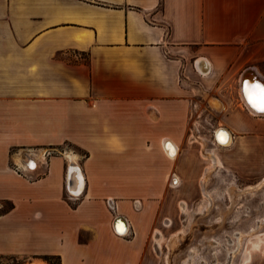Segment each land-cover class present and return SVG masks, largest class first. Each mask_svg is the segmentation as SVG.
Returning <instances> with one entry per match:
<instances>
[{
  "label": "crops",
  "instance_id": "1",
  "mask_svg": "<svg viewBox=\"0 0 264 264\" xmlns=\"http://www.w3.org/2000/svg\"><path fill=\"white\" fill-rule=\"evenodd\" d=\"M243 76L264 85V0H0V256L158 264L157 230L198 208L205 177H264L262 98L246 106ZM67 146L84 153L77 199ZM33 151L54 153L19 174Z\"/></svg>",
  "mask_w": 264,
  "mask_h": 264
},
{
  "label": "rangeland",
  "instance_id": "2",
  "mask_svg": "<svg viewBox=\"0 0 264 264\" xmlns=\"http://www.w3.org/2000/svg\"><path fill=\"white\" fill-rule=\"evenodd\" d=\"M67 147L64 149L84 157L80 150ZM209 154L212 157V153ZM262 158L264 160V151ZM213 168L211 165L205 173L211 175ZM203 180L206 184L203 187L201 183L203 198L198 208L191 213L183 209L184 214L177 216L170 226L157 230L154 242L158 264H264V184L260 185L264 177L255 182L234 181L232 176L221 171ZM250 188L256 191L250 194ZM229 192L236 197L234 203L229 199ZM204 205H210L205 214L193 215ZM7 208L6 203H0V212ZM236 233L241 234V244L230 257L228 254L236 247ZM0 264L12 262L0 256Z\"/></svg>",
  "mask_w": 264,
  "mask_h": 264
},
{
  "label": "built area",
  "instance_id": "3",
  "mask_svg": "<svg viewBox=\"0 0 264 264\" xmlns=\"http://www.w3.org/2000/svg\"><path fill=\"white\" fill-rule=\"evenodd\" d=\"M193 67H194V70L195 72L203 77L207 74V72H203L200 68H199V64L196 61L193 62ZM241 92H242V88L243 89H246V90H252L253 88L256 87L257 84H254L251 80H247L244 76L241 78ZM259 85L261 86H264L262 85L261 83H258ZM247 106V105H246ZM248 107V106H247ZM222 133V132H225L224 129H218L214 132V138H213V143L212 145L214 146H225L223 144H221L218 139H217V133ZM169 142H166V145L168 144ZM29 154L24 158V162L22 163L21 166H16L15 170L19 173V174H25L27 172H33L37 169L38 165H45L46 162H45V159L50 157L51 156V152H44V154L42 155L44 157V162H40L39 161L37 162V160L34 159V156H31L32 154L34 155V151L33 152H28ZM32 160H34L36 162V166L34 168L31 167V163H32ZM42 163V164H41ZM65 175H64V188H65V192L67 193L68 197L71 198V199H77L79 198L82 193L84 192V189H85V184L83 186V190L79 193H75L74 191H72V188L73 187V183H74V179L75 178H78V172L75 171V163L74 162H71L67 159V157L65 156ZM76 172V173H75ZM79 182V181H78ZM80 183V182H79ZM79 185L80 184H77L76 185V188L78 189L79 188ZM106 204H107V207L109 208V210L111 212H115V209H116V204L114 202V200L112 199H108L106 201ZM123 219V218H116L115 221H114V227H115V230L118 231V229H121L122 227H124V229H126L125 233H122V234H119L117 231L116 233L119 234V235H125L127 234L128 232V228H127V223L125 220H123L124 222H120V220Z\"/></svg>",
  "mask_w": 264,
  "mask_h": 264
},
{
  "label": "bare ground",
  "instance_id": "4",
  "mask_svg": "<svg viewBox=\"0 0 264 264\" xmlns=\"http://www.w3.org/2000/svg\"><path fill=\"white\" fill-rule=\"evenodd\" d=\"M243 92H244V94H243ZM242 94H241V96H242V100H243V102L248 106V107H251V105H250V103L253 105V101H254V99L256 98V100H257V98H258V96H261L260 98H262L263 99V97H264V92H263V90L261 89V88H258V87H256L255 89H254V91H253V89L252 90H249V93H248V90H247V92H246V89H242V92H241ZM250 95L251 96H253V97H250ZM262 99H260V101H258V102H260V103H258V105H259V107L257 108V109H260V110H262V109H264V101H262ZM245 100V101H244ZM248 100H251V102L249 103V101ZM257 105V106H258ZM253 107L255 108L256 106L255 105H253ZM251 113H252V111H251ZM253 113H255V112H253ZM256 115H257V113H255ZM262 116H264V113L262 114ZM217 139H218V141L221 143V144H223V145H225L224 147H227V146H229L230 144H231V136H230V134L225 130V132H222V133H217ZM164 146H165V149H166V152H167V154L168 155H170L171 157H175V156H177L176 154H177V152H176V149L174 148V146L169 142L167 145H166V143H164ZM66 157L68 158V160H74V161H76L77 160V155H75L74 153H68V154H66ZM36 166V164H35V162H32L31 163V167L32 168H34ZM210 168V167H209ZM75 171H77L78 172V178H75L74 179V188H72V191H74L75 193H79V192H81L82 190H83V186H84V178H83V176H82V174H81V171H80V169H79V167L75 164ZM207 172H209V170H207ZM76 173V172H75ZM80 183H79V182ZM77 184H80L79 185V188L77 189L76 188V185ZM202 184H203V187H204V185L206 184V181L205 180H203L202 181ZM264 184V180L262 181V183L260 184V185H263ZM260 185H258V187L260 186ZM256 191V188H250L249 189V193L250 194H252V193H254ZM205 192V191H204ZM229 194V199H230V201H231V203H234V201H235V199H236V197H235V195L233 196V194H231L230 192L228 193ZM235 194H237V193H235ZM210 205H204V206H201L200 207V209H198V211L197 212H195L193 215H198V214H205L207 211H208V207H209ZM224 219V218H223ZM125 231H126V229H124L122 232L123 233H125ZM252 232L254 231V229H252L251 230ZM181 233H179V235H180ZM177 234H175V235H173V237H175ZM234 241H235V250H233L232 251V253L230 254H228L230 257L234 254V253H236L237 251H238V249H239V247H240V244H241V234H239V233H236L235 235H234ZM191 257H192V255H190L189 256V258H188V260H186V261H190L191 260ZM185 261V262H186Z\"/></svg>",
  "mask_w": 264,
  "mask_h": 264
},
{
  "label": "trees",
  "instance_id": "5",
  "mask_svg": "<svg viewBox=\"0 0 264 264\" xmlns=\"http://www.w3.org/2000/svg\"><path fill=\"white\" fill-rule=\"evenodd\" d=\"M5 203L8 205V208L5 209L4 211L0 212V215L7 213L13 209V204H11L9 202H5ZM1 258L10 260L12 262V264H21L20 260L15 256H8V257L1 256ZM44 260L50 264H60L59 257L45 256Z\"/></svg>",
  "mask_w": 264,
  "mask_h": 264
},
{
  "label": "water",
  "instance_id": "6",
  "mask_svg": "<svg viewBox=\"0 0 264 264\" xmlns=\"http://www.w3.org/2000/svg\"><path fill=\"white\" fill-rule=\"evenodd\" d=\"M246 92H247V90H246ZM243 94H244V92H243ZM250 97H253V96L250 95ZM123 220H124V219H121L120 222H124ZM123 230H124V227H122L121 229H118V231H117V230H116V231H117L119 234H122V233H123V232H122Z\"/></svg>",
  "mask_w": 264,
  "mask_h": 264
},
{
  "label": "snow or ice",
  "instance_id": "7",
  "mask_svg": "<svg viewBox=\"0 0 264 264\" xmlns=\"http://www.w3.org/2000/svg\"><path fill=\"white\" fill-rule=\"evenodd\" d=\"M256 87L261 88V87H264V86L256 85ZM262 110H264V109H262Z\"/></svg>",
  "mask_w": 264,
  "mask_h": 264
}]
</instances>
